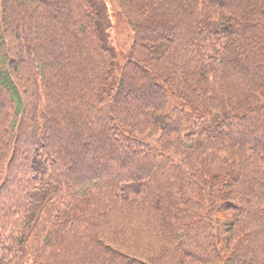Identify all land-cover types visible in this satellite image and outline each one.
<instances>
[{"label":"trees","instance_id":"trees-1","mask_svg":"<svg viewBox=\"0 0 264 264\" xmlns=\"http://www.w3.org/2000/svg\"><path fill=\"white\" fill-rule=\"evenodd\" d=\"M0 264H264V0H0Z\"/></svg>","mask_w":264,"mask_h":264}]
</instances>
